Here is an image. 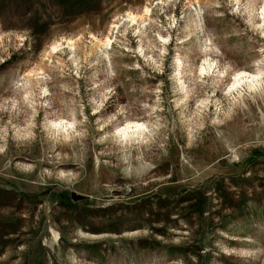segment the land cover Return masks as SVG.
Returning a JSON list of instances; mask_svg holds the SVG:
<instances>
[{
    "label": "rangeland",
    "instance_id": "obj_1",
    "mask_svg": "<svg viewBox=\"0 0 264 264\" xmlns=\"http://www.w3.org/2000/svg\"><path fill=\"white\" fill-rule=\"evenodd\" d=\"M263 6L0 0V264H264Z\"/></svg>",
    "mask_w": 264,
    "mask_h": 264
},
{
    "label": "bare ground",
    "instance_id": "obj_2",
    "mask_svg": "<svg viewBox=\"0 0 264 264\" xmlns=\"http://www.w3.org/2000/svg\"><path fill=\"white\" fill-rule=\"evenodd\" d=\"M262 12L264 13V6L262 8ZM133 19L136 20L137 17L134 16ZM212 66H213V62L209 61L208 58H206L203 65H201V69L202 71H207L209 68L211 69ZM235 73L236 74L234 80L232 81V84L229 86L230 91L238 90L239 88H242L244 84L252 87L258 83L260 78H262L260 77L261 75L259 73L254 74L246 70L237 71ZM144 125L145 123L141 121H128L125 124H123V126L117 129L116 134L121 135L123 137L127 135L137 136L144 132Z\"/></svg>",
    "mask_w": 264,
    "mask_h": 264
},
{
    "label": "water",
    "instance_id": "obj_3",
    "mask_svg": "<svg viewBox=\"0 0 264 264\" xmlns=\"http://www.w3.org/2000/svg\"><path fill=\"white\" fill-rule=\"evenodd\" d=\"M74 198H75V199H79L80 197L75 195Z\"/></svg>",
    "mask_w": 264,
    "mask_h": 264
},
{
    "label": "trees",
    "instance_id": "obj_4",
    "mask_svg": "<svg viewBox=\"0 0 264 264\" xmlns=\"http://www.w3.org/2000/svg\"><path fill=\"white\" fill-rule=\"evenodd\" d=\"M239 71H241V70H239ZM258 73V72H257ZM257 73H254V74H257Z\"/></svg>",
    "mask_w": 264,
    "mask_h": 264
}]
</instances>
